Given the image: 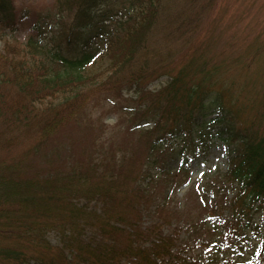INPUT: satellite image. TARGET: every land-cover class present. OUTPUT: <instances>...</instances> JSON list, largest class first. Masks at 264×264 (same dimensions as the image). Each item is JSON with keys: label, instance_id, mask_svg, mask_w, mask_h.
Segmentation results:
<instances>
[{"label": "trees", "instance_id": "1", "mask_svg": "<svg viewBox=\"0 0 264 264\" xmlns=\"http://www.w3.org/2000/svg\"><path fill=\"white\" fill-rule=\"evenodd\" d=\"M156 2L55 0L29 27L47 41L29 38L28 59L9 46L1 55L2 123L36 135L18 157L0 159V264H239L226 254L243 250L248 234L261 246L247 264H264V230L254 226L264 209V126L238 122L243 111L212 82L220 68L194 57L173 73L165 67L169 53L157 46L175 29L155 34ZM16 20L14 0H0V28L15 30ZM155 73L166 83L146 90ZM119 81L135 91L119 117L144 140L142 157L112 144L108 156L62 155L53 138ZM55 92L61 101L37 113L34 101ZM218 144L228 148L226 169L198 189V208L173 203L190 163ZM39 154L38 167L29 158Z\"/></svg>", "mask_w": 264, "mask_h": 264}, {"label": "rangeland", "instance_id": "2", "mask_svg": "<svg viewBox=\"0 0 264 264\" xmlns=\"http://www.w3.org/2000/svg\"><path fill=\"white\" fill-rule=\"evenodd\" d=\"M14 2L18 13L17 26L12 31L0 28V59L4 58L1 55L6 54L4 51L7 46L28 59L31 51L25 46L28 39L40 40L44 44L50 34L47 32L39 38L29 27L37 18L36 11H50L55 7V0ZM155 7V34H165L163 29L169 26L175 29L169 42L157 46L162 55L169 53L165 60L170 58L171 61L165 67L172 69L173 73L177 67L194 57L206 65L220 68L212 77V82L224 93L234 112L243 111L239 114L238 122L244 127L255 123V130L258 126H264V0H157ZM25 9L30 14L21 17V11ZM99 48L104 50V47ZM9 56L16 58L17 55L11 52ZM156 73L145 79L146 90L155 91L166 83L167 76H155ZM117 86L94 95L84 114L72 120L53 138V145L63 148L62 155L70 151H83L86 155L88 151L98 149L102 155L108 156V148L112 144L118 154L131 150L136 153V158L142 157L144 140L139 139L138 133H133V136L127 133L119 117L120 107L128 111L129 108L125 106L130 104L129 99L134 98L135 91L127 89L121 81ZM62 96L59 92L46 94L34 101V110L44 113V107L57 105ZM25 99L28 101L27 96ZM254 117H258L260 123ZM35 135L32 132L29 137H25L21 130L7 128L1 117L0 159L18 157L29 148ZM226 149L224 145L218 144L205 156L192 161L187 180L171 193L170 200L176 205L185 203L188 209H197L200 201L198 189L210 179L219 180L216 176L226 169ZM29 159L38 167L45 164L41 154ZM254 226L260 228L257 230L259 233L264 230V209L255 214ZM248 236L252 240L243 250L228 251L226 257L237 259L239 264H247L261 246L260 237L252 234ZM47 239L52 242L55 237L48 234Z\"/></svg>", "mask_w": 264, "mask_h": 264}]
</instances>
